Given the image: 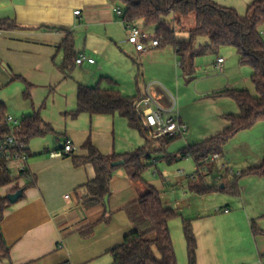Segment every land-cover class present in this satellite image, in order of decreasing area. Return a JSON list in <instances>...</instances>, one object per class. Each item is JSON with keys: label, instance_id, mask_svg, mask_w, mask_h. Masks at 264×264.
I'll use <instances>...</instances> for the list:
<instances>
[{"label": "crops", "instance_id": "crops-1", "mask_svg": "<svg viewBox=\"0 0 264 264\" xmlns=\"http://www.w3.org/2000/svg\"><path fill=\"white\" fill-rule=\"evenodd\" d=\"M119 7L115 0H0V22H7V26L0 28V90L15 82L24 86L23 91L18 88L23 96L22 103H17L19 94L14 93L1 95L0 104L5 106L7 115L15 113L17 116L14 117L20 120L40 112L42 119L56 131L49 139L36 138L25 146L30 178L20 174V163L15 164L10 172L14 182L0 189L2 197L22 192L16 203L9 201L4 214L1 232L10 259L0 260V264H111L113 259L108 251L121 245L131 232L146 228L144 221L139 224L141 219L133 207L146 192V186L160 192L164 206L179 214L182 228L183 220L192 222L198 243L197 261L201 264H231L221 253L219 257L211 251L212 243H207V249L206 233H214L217 238L225 233H241V236L244 233L246 237L250 235L257 246L258 238L264 239V235L259 234L264 232V177H240L244 171L263 165L264 122L238 133L224 146L223 157L209 162L221 175L228 173L229 180L237 178L239 187L237 194L212 193L227 196L221 201L216 199L218 204L213 210L208 206L210 194L198 195L190 191L189 179L197 171L192 158L186 159L194 162L192 174L180 168L177 174L165 179L156 171L155 174L160 175V186L157 181L150 180L149 183L146 180L147 171L143 182L136 183L130 172L121 167L110 183L108 207L105 203L86 207L83 203L85 185L95 178V168L92 165L76 167L72 158L66 155L52 156L62 149L66 139L72 140L77 148L74 154L79 157L87 155L82 146L88 138L105 156L123 155L144 145L145 141L137 131L140 139L132 136L133 144L129 148L128 144L118 146L113 131L78 130L70 120L83 116H89L91 120L94 117H120L88 114L71 117L69 114L77 108L80 85H99L105 90H118L125 96L122 79L128 78V84L137 91L133 97L145 98L146 88L151 83L159 84L152 92L162 105L168 106L174 96L170 90L174 82L168 73L162 78L154 75L148 82L146 75L142 83L138 80L143 61L150 60L156 65L162 47L148 54L137 53L128 43L129 32L123 17L115 11ZM77 11H80L79 15L75 14ZM145 30L154 35L153 28ZM69 34L74 37L76 57L84 55L94 59L95 63L85 61L78 65L75 59L66 76L62 70L66 57L63 45ZM175 60L180 67L176 52ZM216 62L211 66L207 64L205 74L202 58L195 60L194 75L182 71L185 80L194 78L196 82L192 87L191 102L181 89L177 92L179 100L175 115L188 130L177 138H184L179 148L171 149L177 140L166 147L169 154H177L220 135L230 126L228 117L240 115L234 99L214 94L222 90H241L249 77L251 80L253 71L242 73L241 69H232L225 59L224 75H218ZM28 85L30 97L26 98L24 93ZM61 121L64 122L63 129L56 126ZM108 122L110 125L111 121ZM38 140L42 142L35 143ZM134 144L139 146L134 149ZM157 162L154 160L155 164ZM219 180L217 176L216 181ZM226 210L229 212L225 213ZM210 220L213 226L209 225ZM253 227L259 231L258 235L254 234ZM255 257L252 261L243 259L249 264H264V249L257 247Z\"/></svg>", "mask_w": 264, "mask_h": 264}, {"label": "trees", "instance_id": "trees-1", "mask_svg": "<svg viewBox=\"0 0 264 264\" xmlns=\"http://www.w3.org/2000/svg\"><path fill=\"white\" fill-rule=\"evenodd\" d=\"M123 9V20L142 29H154L153 40H159L160 47L172 46L179 58L183 73L194 75L195 60L207 55L216 54L220 48L231 46L237 50L239 64L250 67L253 71L251 80L256 95L248 90H222L215 93L218 97H230L236 101L240 109L239 116H230V126L220 135L211 138L201 145L181 150L177 154H169L166 147L177 140L178 137H168L160 140L150 138L140 119L136 105L141 97H127L118 90H105L99 85L78 88L77 108L69 115L78 118L81 114L119 115L128 121L131 129L137 131L144 139V145L133 152L123 155H103L88 138L82 148L87 151L85 157L74 153L66 155L71 157L76 167L92 165L96 176L86 185V195L83 203L86 207H94L104 203L110 193V183L117 170L126 168L136 183L143 182L144 173L154 165V160L164 161L168 164L178 163L192 158L197 171L194 179H189V188L192 193L208 195L212 193H238V179L229 180L228 173L220 174L215 165L210 164L214 155L223 157L224 146L238 133L250 130L258 123L264 122V41L259 29L264 25V0H256L248 6L244 16L239 15L236 9L224 7L213 0H115ZM195 16V27L189 31V40L180 41L174 22L181 24L182 20ZM173 17V20L170 18ZM7 26V22H0V28ZM207 37L209 44L204 49L196 47V40ZM65 49V62L62 70L68 76L72 62L76 59L74 52V37L69 34L63 45ZM25 97H30V85L27 86ZM6 108L0 104V119L6 116ZM6 127L0 128V139L7 133ZM55 129L46 123L40 112H35L21 120L19 141L28 146L36 138H43L55 134ZM60 149L59 151H61ZM28 153V149H25ZM160 155L154 158V155ZM124 160L122 166L113 167L115 161ZM205 169H207L205 171ZM206 173V174H205ZM257 175L264 177V162L261 167L250 168L240 177ZM217 176L220 177L216 181ZM14 182L10 173L0 170V189ZM9 206L8 197L0 195V260H9V248L5 244L1 225L4 214ZM134 211L139 213L148 230H136L128 234L124 242L108 251L113 261L111 264H178L174 242L169 224L179 217L174 210L164 206L160 193L151 186H146V192L133 204ZM106 220V218H104ZM254 234L258 235L255 227ZM183 233L187 243V254L190 264L197 262L198 243L190 220H183ZM264 235V232L259 233Z\"/></svg>", "mask_w": 264, "mask_h": 264}, {"label": "rangeland", "instance_id": "rangeland-1", "mask_svg": "<svg viewBox=\"0 0 264 264\" xmlns=\"http://www.w3.org/2000/svg\"><path fill=\"white\" fill-rule=\"evenodd\" d=\"M214 2L218 3L219 5H222L224 7L228 8H234L237 10L239 15L244 16L247 13L248 6L252 4L256 0H213ZM170 20H173V17L170 18ZM174 27L176 31L178 32L177 38L180 41L183 40H189V31L193 30L195 27V16L190 15L189 17L185 18L182 20L181 24L174 22ZM262 27V26H261ZM209 43V39L207 37H200L196 40V47L199 49H204L206 44ZM160 53V58L158 57L157 64L152 65L150 60H145L143 61V68L141 69V75L139 77V81L142 83L143 81V76L146 75L148 77L146 81L148 82L149 80H152L154 75H158L160 78H162L163 74H169L171 75V79H173V84L174 87L171 88L170 90L173 92L177 102L179 100V95L178 91L181 89L186 94L187 98H192L193 92H192V87L195 85L196 79H189L185 80L182 77V69L178 67L177 61L175 60V52L174 48L172 46H166L163 47L159 50ZM224 57L228 61V66L231 67L232 69L238 68L241 69L242 73L244 71H250L251 73V68L249 67H244L240 66L239 64V56L237 54V50L231 46H225L219 49V51L216 54L208 53L207 55L200 56L198 58H202V61L204 65L202 66V71L205 74L206 66L207 64H212V62L217 61L218 57ZM177 64V66H175ZM124 70V69H123ZM125 72V71H123ZM128 72V71H127ZM126 72V74H128ZM203 74V75H204ZM202 77L199 75V78ZM122 85L125 90V94L129 97H133L134 91L136 94V89L133 90L131 87L132 85L128 84L129 80L126 78L125 80L122 79ZM249 82L241 85L240 89L241 90H248L252 95H256L255 87L253 83L250 80V77L248 78ZM18 88H21L22 91L24 90V86L22 83L15 82L13 85L10 86H5L1 88L0 90V97L1 95L5 96L7 94H19L17 96V103H22V94H20V89L18 91ZM18 92V93H17ZM131 92V93H129ZM131 94V95H130ZM125 95V96H126ZM189 99V100H190ZM192 99L190 100V102ZM11 114V113H10ZM13 116H17L15 113L11 114ZM106 119V120H103ZM73 121L72 124L75 125V127L82 131V130H90L92 129L93 133H106L109 130L114 132V135L116 136V141L118 142V146H124L125 144L129 145V148H132V136L136 137L137 139H140L139 134L136 131H133L128 128L127 122L124 118L121 117H116L114 119L104 117V118H97L94 117L92 120L89 118V116H83L82 118H79L78 120H70ZM111 121L110 125L108 124ZM58 128L63 129L64 127V122H59L58 125H56ZM47 137V138H46ZM46 139H49L53 137V135H48L46 136ZM184 138L178 139L171 145V149L174 150L175 148H179V146L182 144ZM160 140V139H159ZM42 142V140H38L35 143ZM179 145V146H178ZM134 149L137 148L139 145L134 144ZM178 146V147H177ZM160 155H154V158H158ZM181 163H183L181 165ZM194 162L193 161H181L179 163H173V164H168L164 161H158L156 164L151 165L150 168L147 170L145 173V178L146 180L150 183L151 181H154L158 183L160 186L161 184V179L160 175H156L155 172L159 171L162 176H164L165 179L169 176H173L175 173L177 174V170L180 168H184L187 172L191 173V170L194 168ZM192 174V173H191ZM160 183V184H159ZM160 193V192H159ZM227 196L223 194H218V195H211L209 196V203L208 206L212 210L216 208V199H221L225 198ZM215 200L214 203H212ZM214 212V211H213ZM214 214V213H213ZM221 214V213H220ZM223 214V213H222ZM139 215V224L142 223L143 218L142 216L138 213ZM170 229H171V234L172 238L174 241V247L176 250V255H177V260L178 264H190L188 254H187V243L186 239L183 233V228H182V220L181 218H176L170 222ZM209 225L212 224L213 226V221L210 220L208 221ZM147 229H138L141 232H144ZM207 249L209 250V245L207 243H212L211 248H213L211 251L216 252L217 256L221 257V254L223 255V259L227 263L231 264H249L246 262L243 257H246L248 261H252L253 259L256 260V251L257 247L258 249H264V239L258 238L257 242L259 246L255 245L254 241H252L250 235L249 237H246L244 233H225L222 235L220 238L215 237L214 233H206L205 237ZM221 253V254H219ZM198 256V255H197ZM198 262V261H197ZM198 264H201L199 261Z\"/></svg>", "mask_w": 264, "mask_h": 264}, {"label": "built area", "instance_id": "built-area-1", "mask_svg": "<svg viewBox=\"0 0 264 264\" xmlns=\"http://www.w3.org/2000/svg\"><path fill=\"white\" fill-rule=\"evenodd\" d=\"M116 13L118 16L123 17L124 11L121 7L117 8ZM80 14V11L75 13ZM126 29L129 32L128 43L132 45L135 51L139 54L151 53L153 49L160 47L159 40H153L151 35L138 26H133L124 21ZM259 34L264 41V25L259 29ZM85 61L90 64H94L95 60L87 58L84 55L76 60L78 65H82ZM225 63L224 58H218L215 64V72L218 75H224L223 65ZM181 65V64H179ZM159 85L158 83H151L146 88V96L136 105V111L143 122L145 129L149 136L153 140L164 139L168 137L183 136L187 133V126L181 123L175 115L177 109V100L174 96L170 99V104L164 106L153 94V88ZM21 120L12 116L6 115L4 119H0V128L6 127L7 133H4L0 139V170L6 173H10L15 164L20 163L18 169L20 174L24 178H30L27 161L28 155L25 151V145L19 141L17 133ZM77 148L71 139H66L63 143L62 150L53 153V157H62L76 152ZM219 158V155H214L207 161H215ZM207 169H205L206 171ZM195 177L193 176L192 179ZM66 198H69L67 196ZM229 211L226 210L225 213ZM64 264H73L67 262Z\"/></svg>", "mask_w": 264, "mask_h": 264}, {"label": "water", "instance_id": "water-1", "mask_svg": "<svg viewBox=\"0 0 264 264\" xmlns=\"http://www.w3.org/2000/svg\"><path fill=\"white\" fill-rule=\"evenodd\" d=\"M125 164V161L124 160H119V161H115L112 163V166L113 167H116V166H122ZM22 192L21 191H18L17 193L15 194H10L8 196V199L11 203H16L18 198L21 196ZM104 203L105 205L108 207V203H109V196H106L105 199H104Z\"/></svg>", "mask_w": 264, "mask_h": 264}]
</instances>
